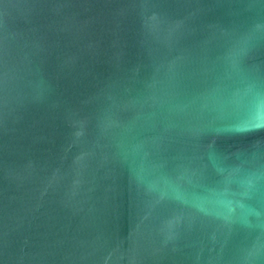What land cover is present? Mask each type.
<instances>
[{
    "label": "water",
    "instance_id": "obj_1",
    "mask_svg": "<svg viewBox=\"0 0 264 264\" xmlns=\"http://www.w3.org/2000/svg\"><path fill=\"white\" fill-rule=\"evenodd\" d=\"M0 264H264V0H0Z\"/></svg>",
    "mask_w": 264,
    "mask_h": 264
}]
</instances>
